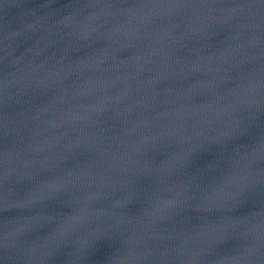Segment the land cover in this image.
Wrapping results in <instances>:
<instances>
[{
  "label": "water",
  "instance_id": "1",
  "mask_svg": "<svg viewBox=\"0 0 264 264\" xmlns=\"http://www.w3.org/2000/svg\"><path fill=\"white\" fill-rule=\"evenodd\" d=\"M184 0H0V233L110 83Z\"/></svg>",
  "mask_w": 264,
  "mask_h": 264
},
{
  "label": "snow or ice",
  "instance_id": "2",
  "mask_svg": "<svg viewBox=\"0 0 264 264\" xmlns=\"http://www.w3.org/2000/svg\"><path fill=\"white\" fill-rule=\"evenodd\" d=\"M262 3H264V0H261ZM64 185L61 184L57 180L51 179L49 176L40 177V176H33L30 180V186L27 189L28 199L26 200V203H30L32 200H36L40 202V206L43 201L46 200H54L60 198L64 193ZM32 193H38L39 195H32ZM193 194L196 195L195 190L193 191ZM244 194L243 188H238L236 191L237 197H242ZM37 216L40 215L39 212H37ZM50 223L54 225L51 231L48 232V234L44 237H42V242L44 245L48 246H57L63 239L61 235V230L59 227H56V220L53 218ZM210 227H217V228H223L224 223L223 222H217L213 221L212 224L209 225Z\"/></svg>",
  "mask_w": 264,
  "mask_h": 264
}]
</instances>
